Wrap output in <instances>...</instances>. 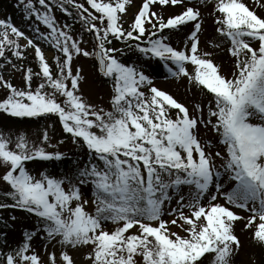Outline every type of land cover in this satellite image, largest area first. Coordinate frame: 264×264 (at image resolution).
Wrapping results in <instances>:
<instances>
[{"label": "snow or ice", "instance_id": "6c2138e0", "mask_svg": "<svg viewBox=\"0 0 264 264\" xmlns=\"http://www.w3.org/2000/svg\"><path fill=\"white\" fill-rule=\"evenodd\" d=\"M20 5L34 37L0 19V58L23 72L22 86L0 75V113L55 117L65 139L86 151H62L65 139L53 143L49 123L35 138L0 128V209L35 221L10 246L6 229L17 216H0V264H245L238 222L264 250V0ZM54 9L91 34V50ZM180 32L186 38L174 46ZM41 41L55 50L54 63ZM28 48L36 70L23 65ZM129 53L135 59L125 61ZM76 57L93 60L110 85L108 107L84 94ZM161 65L165 79H183L199 97L191 108L156 86Z\"/></svg>", "mask_w": 264, "mask_h": 264}, {"label": "rangeland", "instance_id": "374dc122", "mask_svg": "<svg viewBox=\"0 0 264 264\" xmlns=\"http://www.w3.org/2000/svg\"><path fill=\"white\" fill-rule=\"evenodd\" d=\"M254 2V0H253ZM135 3L137 6L140 5L141 0H135ZM19 5V0H0V19H13L11 22L16 25L18 28H20L22 31H24L27 35L30 37H34L33 33V23L31 20H28L30 24L27 27H20V24H22L25 19H23L24 13L21 11L20 13L16 14L22 5ZM137 8H130L129 11V18H131L132 13L136 12ZM171 12L176 13L179 11V6H176L175 8L170 9ZM54 14L57 17L58 21L59 15L58 11L54 9ZM9 17V18H8ZM34 20V17H33ZM61 22V21H60ZM38 23V22H37ZM62 23V22H61ZM125 28L128 27L127 24L124 25ZM205 27L208 29L209 32L212 31V21L211 18H208L207 23L205 24ZM73 34L76 38H83L82 46L86 49L91 50L92 48V38L80 29L79 25L74 27ZM41 30H44L43 26L41 25ZM186 38L185 32L177 33L173 43L175 45H179L180 41L182 39ZM22 44L25 43L23 39L21 38L20 41ZM41 46L45 50L47 56L49 57L50 62H52V57L54 56L53 49H49L45 46V44L41 41ZM27 55H30V57L34 56V51L31 48H28ZM219 60L223 63V68L225 72H228L230 70L231 61L228 58L226 54H222L219 57ZM13 63L20 64V61H17L16 58L12 60ZM155 61H153V65L155 66ZM94 61L85 58V57H76L73 61L74 67H82L85 71V74L87 75V83L83 84L84 94L88 96L93 102L101 103L104 107H108V100H109V92H110V85L104 81H102L101 78L98 77V75L95 72V68L93 66ZM5 79H8L11 83H13L16 86H22L23 84V72L17 71L13 68H11L10 65H7L3 69L2 74ZM167 75L166 70H162L161 65V72L155 77V83L156 86L160 87L163 90L168 91L170 94L174 96L179 102L184 103L186 106L191 108L193 106V103L199 99L198 96H194L192 92H189L187 90L186 82L182 79L181 81H175L174 79H165V76ZM38 83L37 80L34 79L33 86ZM194 91V90H193ZM6 96V90L2 87H0V99L5 98ZM2 114V113H0ZM5 130L11 129L13 132H15L18 128H4ZM21 131H27L29 135H31L33 138H35V134L38 132H42L39 128H30V129H19ZM50 135L52 136V142L56 143L60 139H65L63 136H61L57 130L50 129L49 130ZM64 134V133H63ZM62 151L68 152V153H74V151L77 149L75 145L72 144L71 140H65V143L63 145L59 146ZM0 190H4V186L0 184ZM222 202V201H221ZM173 207L175 204L173 203ZM241 215H247L245 212H240ZM168 218V217H165ZM26 226L24 224V220L17 219L15 222V227L10 229L9 238L13 241V245H17L21 241V235L23 231V227ZM243 222H238L236 226V234L240 237L243 249L241 252V259L245 262V264H248V261L251 260L253 264H264V250H261L254 245H252L249 241L248 235L246 232L242 231ZM39 250V249H38Z\"/></svg>", "mask_w": 264, "mask_h": 264}, {"label": "trees", "instance_id": "16d2710c", "mask_svg": "<svg viewBox=\"0 0 264 264\" xmlns=\"http://www.w3.org/2000/svg\"><path fill=\"white\" fill-rule=\"evenodd\" d=\"M22 8L20 7L18 10V13L21 12ZM58 11V15H59V19L62 23H70L73 24V29H75L74 27H76L77 25H79L80 29H81V25L79 23H75L71 17L66 16L64 13H62L60 10L56 9ZM29 25L28 20H25L22 22L21 26L23 27H27ZM85 33V32H83ZM86 35H90L88 33H85ZM44 43V42H43ZM45 46L49 49H52L48 44L44 43ZM113 45L115 47H123V45L120 44V42L118 41H113ZM28 49L25 50V55L26 58L23 60V65L25 67H32L34 70L37 69V62L35 60V57H30L29 55H27V51ZM54 53L55 50L53 49ZM6 55H9L10 58L13 60L15 59V57L11 56L10 53L6 52ZM132 58L133 60L135 59V56L132 53H129L128 56H125L123 59L125 61H127L129 58ZM52 62L54 63V61L52 60ZM0 65H3V67H0V75L3 73V69L7 66V64H5V62L3 61L2 58H0ZM49 123L53 125L54 130H57V132L63 136L64 138L66 137V134H63L62 129L60 124L58 123L57 119L55 117H53L52 119L48 120L47 122L43 119V118H38V119H28L25 118L24 120H20V119H16V118H10L7 117L5 115L0 114V128H18V129H30V128H39L41 131H43V129L45 128V124ZM65 140H70V139H65ZM86 151V149H76L74 151L75 154L77 155H83V153ZM69 154H73L69 153ZM4 190H0V197H2ZM10 202V201H9ZM10 215H16L17 219H22L24 220V224L26 226L23 227V230L27 227L30 228L34 225V218L27 216V214L25 213H21L18 211H15L13 209H0V216H3L5 219H7ZM6 231L8 232V245L10 246H15L13 245V241L9 238V233H10V229H6ZM23 232V231H22ZM22 238V235H21Z\"/></svg>", "mask_w": 264, "mask_h": 264}]
</instances>
